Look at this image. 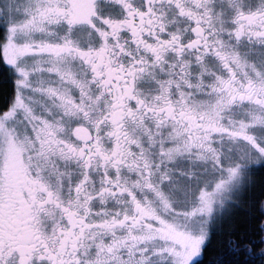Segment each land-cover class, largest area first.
Returning a JSON list of instances; mask_svg holds the SVG:
<instances>
[{
	"label": "snow or ice",
	"instance_id": "obj_1",
	"mask_svg": "<svg viewBox=\"0 0 264 264\" xmlns=\"http://www.w3.org/2000/svg\"><path fill=\"white\" fill-rule=\"evenodd\" d=\"M0 264H264V0H0Z\"/></svg>",
	"mask_w": 264,
	"mask_h": 264
}]
</instances>
